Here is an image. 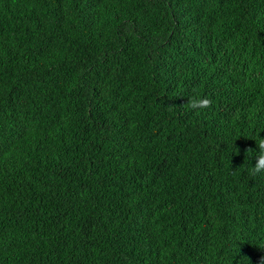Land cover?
Segmentation results:
<instances>
[{"label":"trees","instance_id":"obj_1","mask_svg":"<svg viewBox=\"0 0 264 264\" xmlns=\"http://www.w3.org/2000/svg\"><path fill=\"white\" fill-rule=\"evenodd\" d=\"M259 135L264 0H0V264H260Z\"/></svg>","mask_w":264,"mask_h":264},{"label":"clouds","instance_id":"obj_2","mask_svg":"<svg viewBox=\"0 0 264 264\" xmlns=\"http://www.w3.org/2000/svg\"><path fill=\"white\" fill-rule=\"evenodd\" d=\"M211 101L206 97L194 95L188 99L186 106L192 110H199L210 106ZM256 145L258 151H256V163L251 167L252 175H259L264 172V138H260V135L256 139ZM252 152L251 149L247 150V153ZM260 264H264V257L261 258Z\"/></svg>","mask_w":264,"mask_h":264}]
</instances>
